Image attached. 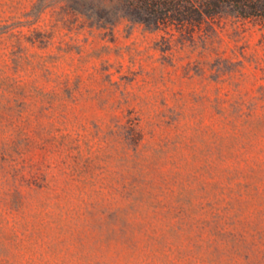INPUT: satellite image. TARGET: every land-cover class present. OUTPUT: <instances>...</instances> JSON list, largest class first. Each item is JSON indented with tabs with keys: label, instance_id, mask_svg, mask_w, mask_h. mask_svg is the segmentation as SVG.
<instances>
[{
	"label": "rangeland",
	"instance_id": "374dc122",
	"mask_svg": "<svg viewBox=\"0 0 264 264\" xmlns=\"http://www.w3.org/2000/svg\"><path fill=\"white\" fill-rule=\"evenodd\" d=\"M92 5L0 0V264H264V24Z\"/></svg>",
	"mask_w": 264,
	"mask_h": 264
},
{
	"label": "trees",
	"instance_id": "16d2710c",
	"mask_svg": "<svg viewBox=\"0 0 264 264\" xmlns=\"http://www.w3.org/2000/svg\"><path fill=\"white\" fill-rule=\"evenodd\" d=\"M93 9L112 8L138 23L159 27L185 22L194 15L206 18L234 16L264 24V0H91ZM98 13V12H97ZM192 19V18H191Z\"/></svg>",
	"mask_w": 264,
	"mask_h": 264
}]
</instances>
